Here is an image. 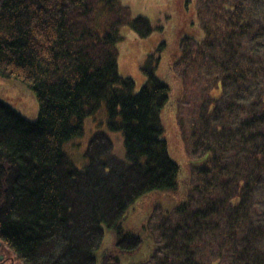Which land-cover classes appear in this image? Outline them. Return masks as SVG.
<instances>
[{
  "label": "trees",
  "instance_id": "16d2710c",
  "mask_svg": "<svg viewBox=\"0 0 264 264\" xmlns=\"http://www.w3.org/2000/svg\"><path fill=\"white\" fill-rule=\"evenodd\" d=\"M173 9L175 36L156 48L147 41L146 82L137 91L119 70L118 29L149 41L162 35L126 2L0 0V78L26 85L39 104L31 121L0 99L7 257L97 264L105 227L118 241L103 264L136 253L143 239L122 229L126 213L138 199L179 186L165 122L173 98L170 135L182 123L191 154L205 160L186 199L155 223L159 245L145 264H264V0H173ZM165 48L169 76L161 70ZM185 100L194 102L189 115ZM103 104L108 129L123 134L126 161L100 131L80 170L64 144L83 135L84 120Z\"/></svg>",
  "mask_w": 264,
  "mask_h": 264
},
{
  "label": "rangeland",
  "instance_id": "374dc122",
  "mask_svg": "<svg viewBox=\"0 0 264 264\" xmlns=\"http://www.w3.org/2000/svg\"><path fill=\"white\" fill-rule=\"evenodd\" d=\"M132 9L133 16H143L150 20L156 28L155 34H161L162 38L148 39L141 38L128 26H122L118 29V41L116 49L118 51V62L120 73L124 76L134 79L136 89L139 91L146 82V76L142 71L146 55L149 52L148 43L157 47L162 40L170 45V40L175 36L177 18H174L173 0H122ZM101 17L99 18L100 21ZM147 43V44H146ZM146 49V50H145ZM169 52H162L164 66L161 69L165 74L170 75L166 65ZM0 99L9 103L14 109L28 120L34 121L39 114V104L34 92L26 85L12 79L0 78ZM186 107L184 115L193 112L194 102L185 100ZM192 107L191 110L188 107ZM172 110V111H171ZM177 107L174 99L171 98L167 104L165 122L168 137L173 139L169 142V153L173 160L180 166L179 186L176 193L170 190L149 194L145 198L131 206L122 221V229L140 233L143 239L142 247L131 256H121V264H145L155 254L159 245V239L155 228V223L170 215V209L175 202H181L186 199V191L191 185H194L192 174L195 166L203 164L205 157L201 154H191V140L185 141L184 130L179 126L177 132L170 135V125L167 122L172 120ZM171 111V112H170ZM186 113V114H185ZM107 109L103 104L100 110L93 116L84 120V133L81 137L74 138L64 144V151L74 162L78 169H84L87 160L85 153L91 137L96 132H104L114 144V155L126 161V151L124 138L121 132H111L107 125ZM176 129V128H175ZM190 181L193 183L191 184ZM118 241L117 232L114 229L105 227V234L100 248L95 252L97 264H103V258L116 248Z\"/></svg>",
  "mask_w": 264,
  "mask_h": 264
},
{
  "label": "flooded vegetation",
  "instance_id": "af4514ba",
  "mask_svg": "<svg viewBox=\"0 0 264 264\" xmlns=\"http://www.w3.org/2000/svg\"><path fill=\"white\" fill-rule=\"evenodd\" d=\"M0 264H18L11 257H7V255L3 253L1 244H0Z\"/></svg>",
  "mask_w": 264,
  "mask_h": 264
}]
</instances>
